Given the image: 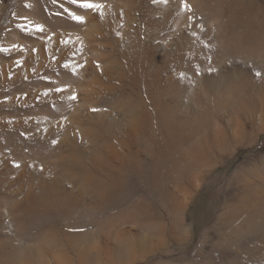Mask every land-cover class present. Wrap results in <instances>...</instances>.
<instances>
[{
    "label": "rangeland",
    "instance_id": "obj_1",
    "mask_svg": "<svg viewBox=\"0 0 264 264\" xmlns=\"http://www.w3.org/2000/svg\"><path fill=\"white\" fill-rule=\"evenodd\" d=\"M41 255L264 264V0H0V264Z\"/></svg>",
    "mask_w": 264,
    "mask_h": 264
},
{
    "label": "bare ground",
    "instance_id": "obj_2",
    "mask_svg": "<svg viewBox=\"0 0 264 264\" xmlns=\"http://www.w3.org/2000/svg\"><path fill=\"white\" fill-rule=\"evenodd\" d=\"M113 9H115V8H113ZM111 11V10H110ZM113 11V10H112ZM123 10L121 9V8H119V7H117V9H116V11L113 13V14H111L110 13V16H108V15H106V13H103V14H101V19H102V21L104 22V25H105V27H106V30L107 31H113V28H111V26H109V25H107L108 23L107 22H109V21H106L109 17H113L114 19H116V22L117 21H119L120 20V16H122L123 15ZM118 16V17H117ZM111 17V18H112ZM110 19V18H109ZM113 21V20H112ZM115 21V20H114ZM108 70H109V68H106L105 70H104V73H107L108 72ZM54 183V182H53ZM52 185V184H51ZM59 185H60V182H55L54 183V186H58L59 187ZM42 250V249H41ZM27 251V250H26ZM30 252V251H29ZM28 252V253H29ZM130 252V250H129V247L128 248H126V249H124V250H122V254H121V259H123L128 253ZM27 253V252H26ZM44 254V253H43ZM26 255V254H25ZM28 255V254H27ZM29 255H31V254H29ZM42 256V258H39V260H38V262H39V264H48L45 260L46 259H44V256L43 255H41ZM30 257V256H29ZM29 257H27V256H23V257H21L18 261H21V262H23V264H30V259H28ZM33 256H31L30 258H32ZM113 260V259H112ZM55 262L53 263V264H57V262H56V260H54ZM34 263V262H33ZM32 263V264H33ZM59 264V263H58Z\"/></svg>",
    "mask_w": 264,
    "mask_h": 264
},
{
    "label": "snow or ice",
    "instance_id": "obj_3",
    "mask_svg": "<svg viewBox=\"0 0 264 264\" xmlns=\"http://www.w3.org/2000/svg\"><path fill=\"white\" fill-rule=\"evenodd\" d=\"M72 2H73V3H76V0H72ZM83 6H84V7H89V8L92 7L91 4H84ZM75 18H76V19H80V17H75Z\"/></svg>",
    "mask_w": 264,
    "mask_h": 264
}]
</instances>
